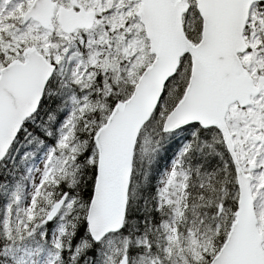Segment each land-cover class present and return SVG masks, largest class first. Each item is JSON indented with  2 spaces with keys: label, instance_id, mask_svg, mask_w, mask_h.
Segmentation results:
<instances>
[{
  "label": "snow or ice",
  "instance_id": "1",
  "mask_svg": "<svg viewBox=\"0 0 264 264\" xmlns=\"http://www.w3.org/2000/svg\"><path fill=\"white\" fill-rule=\"evenodd\" d=\"M0 264H264V0H0Z\"/></svg>",
  "mask_w": 264,
  "mask_h": 264
}]
</instances>
